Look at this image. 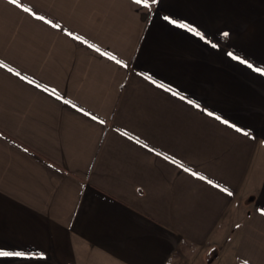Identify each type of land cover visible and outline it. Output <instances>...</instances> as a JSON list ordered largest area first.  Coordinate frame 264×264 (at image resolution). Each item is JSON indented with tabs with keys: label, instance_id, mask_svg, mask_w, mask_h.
<instances>
[{
	"label": "crops",
	"instance_id": "crops-1",
	"mask_svg": "<svg viewBox=\"0 0 264 264\" xmlns=\"http://www.w3.org/2000/svg\"><path fill=\"white\" fill-rule=\"evenodd\" d=\"M148 3L0 0V264H264V0Z\"/></svg>",
	"mask_w": 264,
	"mask_h": 264
},
{
	"label": "snow or ice",
	"instance_id": "snow-or-ice-1",
	"mask_svg": "<svg viewBox=\"0 0 264 264\" xmlns=\"http://www.w3.org/2000/svg\"><path fill=\"white\" fill-rule=\"evenodd\" d=\"M10 2L13 3V4H17V0H10ZM133 2H134L135 4H137V5H143V6L146 7V8L149 7L148 0H133ZM157 2H158V0H151V3H152V4H156ZM17 6H19V5L17 4ZM23 10H24L25 12H29V11H31L29 8H24ZM33 15H35V14L33 13ZM36 18L39 19V20H44V17H43V16H37ZM163 19H164L165 21L169 22L170 24L176 26V27H179V28H181V29L186 30L187 32H189V33L193 34L194 36H196L197 38L201 39L202 41H204V42H206V43H211L209 40H207L205 34L202 33L200 30H198L196 27L191 26V25H189L188 23H185V22H178L177 20H175V19H171V18H169V17H167V16H165ZM46 22H47V23H51V21H46ZM52 26H53V27H57V28L60 27L58 24H54V25H52ZM69 35H71V33H69ZM223 35H224V36H227L228 33L225 32V33H223ZM76 38L79 39L78 37H76ZM211 46H212L213 48L217 47V45H215V44H211ZM90 47H92V45H90ZM97 51H99V49H97ZM227 55H228L231 59H233L234 61H237V62L241 63L242 65L247 66L249 69H252V68H253V65H252L251 63H249L246 59H244V58H242V57H240V56H238V55H234L232 52H228ZM109 59L115 60L117 64H121V63H122L120 60L116 59L115 56H110ZM0 66H3L2 63H0ZM254 70H255L256 72H258V73L264 74V69H261V68L257 67V68H255ZM9 71H12V69H9ZM15 74H16L17 76L20 75L19 72H16ZM146 78H147V79H151V77H146ZM29 83H31V81H29ZM153 83H155V81H153ZM161 87H163V85H161ZM172 95H173V96H178L179 94H178L177 92H172ZM179 98H180L181 100H185V99H186V97H184V96H182V95H180ZM187 102H188L190 105H194V106L197 107V108L200 107L198 104H194V102H193L192 100H190V99L187 100ZM207 114H208L209 116H212V115H213V113H211V112H208ZM92 118H93L94 120L96 119L95 116H93ZM215 119H217L218 121H220L221 123H223V124H225V125H227V126H229V127H233L237 132H242V131H243L242 129L236 127L235 125H230L229 122H228L227 120H223L220 116H215ZM100 123L103 124L104 121H100ZM243 134H244L245 136H247V135H248V132L243 131ZM145 147H147V146L145 145ZM165 158L167 159V157H165ZM193 175H195V173H193ZM200 179H204V177H200ZM208 183H209V184H212V181L209 180ZM214 186L219 187L218 185H214ZM223 190L226 191V189H223ZM229 195H231V193H229ZM23 255H24V254L21 253V252H9V251H2V250H0V257L23 256Z\"/></svg>",
	"mask_w": 264,
	"mask_h": 264
}]
</instances>
